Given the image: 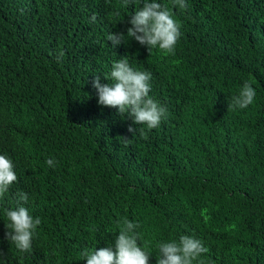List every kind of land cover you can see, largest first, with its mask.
Instances as JSON below:
<instances>
[{
	"label": "trees",
	"instance_id": "16d2710c",
	"mask_svg": "<svg viewBox=\"0 0 264 264\" xmlns=\"http://www.w3.org/2000/svg\"><path fill=\"white\" fill-rule=\"evenodd\" d=\"M156 2L181 25L174 55L106 39L142 0H0V154L18 177L0 199V264H87L125 217L150 264L181 235L207 249L194 264H264V0ZM124 57L167 109L146 137L92 85ZM245 82L254 102L229 110ZM17 192L42 220L27 253L5 238Z\"/></svg>",
	"mask_w": 264,
	"mask_h": 264
},
{
	"label": "clouds",
	"instance_id": "9594fccd",
	"mask_svg": "<svg viewBox=\"0 0 264 264\" xmlns=\"http://www.w3.org/2000/svg\"><path fill=\"white\" fill-rule=\"evenodd\" d=\"M173 6L187 10L186 0H172ZM142 7L135 11L129 23L131 27L124 33H109L106 37L112 42V47L125 43L126 38L137 41L146 46L151 54L152 50H159L163 54H175L176 45L181 36V25L173 18L168 7L156 0H142ZM61 51L57 61L63 58ZM111 84H102L100 76L92 80L97 90L98 104L115 108L121 117H131L137 128L129 127L134 134L147 135L148 131L160 126L167 118L166 107L160 105L150 96L152 74L148 71L134 70L126 57L115 61L110 74L105 75ZM256 91L250 82H245L239 94L229 103V110L233 108L245 109L254 102ZM49 167H55L56 161L49 158ZM13 161L6 155L0 154V199L4 198L11 186L18 181ZM29 196L25 192L16 193V207L5 208L8 231L5 238L15 248L27 253L32 249L33 235L41 225L40 217L30 214L25 206ZM140 224L126 217L119 221V232L115 236L113 245L82 253L87 264H150L151 253L142 246V234L138 231ZM157 264H194L199 257L207 252L199 239L188 235H181L179 240L159 242Z\"/></svg>",
	"mask_w": 264,
	"mask_h": 264
}]
</instances>
